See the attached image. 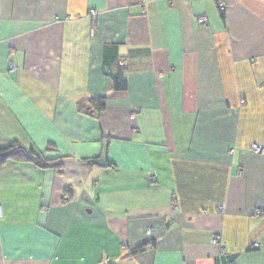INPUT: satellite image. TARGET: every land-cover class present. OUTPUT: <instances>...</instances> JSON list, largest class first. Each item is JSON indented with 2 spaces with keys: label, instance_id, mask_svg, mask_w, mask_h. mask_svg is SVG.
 <instances>
[{
  "label": "crops",
  "instance_id": "0c3cea01",
  "mask_svg": "<svg viewBox=\"0 0 264 264\" xmlns=\"http://www.w3.org/2000/svg\"><path fill=\"white\" fill-rule=\"evenodd\" d=\"M145 1L0 0V264H264V0Z\"/></svg>",
  "mask_w": 264,
  "mask_h": 264
},
{
  "label": "trees",
  "instance_id": "16d2710c",
  "mask_svg": "<svg viewBox=\"0 0 264 264\" xmlns=\"http://www.w3.org/2000/svg\"><path fill=\"white\" fill-rule=\"evenodd\" d=\"M113 87L117 92L126 91L128 88V83L124 79L123 71H120L117 74L112 75ZM92 108L95 110L96 117H99L100 114L106 109V100L104 98H95L90 101ZM9 161L14 162H23L33 164L43 170L46 169H60L61 165L57 161H48L42 159L39 155L35 154L33 151H27L19 146H11L8 148L0 149V170L2 167ZM145 246L140 247L135 251L143 252Z\"/></svg>",
  "mask_w": 264,
  "mask_h": 264
},
{
  "label": "built area",
  "instance_id": "2783aa9c",
  "mask_svg": "<svg viewBox=\"0 0 264 264\" xmlns=\"http://www.w3.org/2000/svg\"><path fill=\"white\" fill-rule=\"evenodd\" d=\"M141 3H142V10H145V3H146V1H145V0H141ZM143 5H144V6H143ZM218 9H219V11H220L221 13H224V11H225V9H226L225 4L222 3L220 0H218ZM196 21H197V23H198L199 25H201V26H205V25H207V23H208V17L205 16V15L197 16V17H196ZM13 56H14V55H13V53L11 52L10 57H9L10 61L13 59ZM14 69H15V66H10V70H14ZM134 118H135V116L133 115V116H132V119H134ZM252 148H253V151L256 152V153H260V152H261V148L258 147L257 145H254ZM219 209H220L221 211H223V210H224V207H223V206H220ZM259 213H260V214H264L263 211H259ZM213 242H214L215 244L218 245V247H219V249H220V252H221L222 254H226V253H227L226 246L222 243V241H221V237H219L218 235H214V236H213Z\"/></svg>",
  "mask_w": 264,
  "mask_h": 264
}]
</instances>
